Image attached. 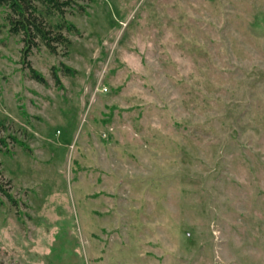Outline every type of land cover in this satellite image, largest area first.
<instances>
[{"label":"rangeland","instance_id":"obj_1","mask_svg":"<svg viewBox=\"0 0 264 264\" xmlns=\"http://www.w3.org/2000/svg\"><path fill=\"white\" fill-rule=\"evenodd\" d=\"M76 1L25 62L0 7V264H264V0Z\"/></svg>","mask_w":264,"mask_h":264},{"label":"trees","instance_id":"obj_2","mask_svg":"<svg viewBox=\"0 0 264 264\" xmlns=\"http://www.w3.org/2000/svg\"><path fill=\"white\" fill-rule=\"evenodd\" d=\"M0 7L4 10L3 27L8 29L9 35L20 37L24 62L34 50L41 47L53 55L59 54L60 51L69 54L71 37L80 36V30L67 18V14L78 9L86 11L76 0H0ZM62 65L66 72H73L65 63ZM28 67L33 79L46 83L41 73L31 65ZM57 84L59 85V79ZM6 146V139L0 137V152H3ZM6 200L18 206V201L12 193V185L4 180L0 169V206H4Z\"/></svg>","mask_w":264,"mask_h":264}]
</instances>
